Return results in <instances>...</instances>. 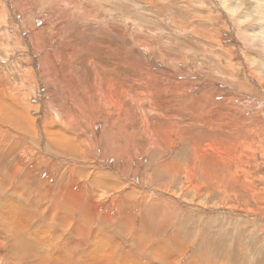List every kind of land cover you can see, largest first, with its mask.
Returning a JSON list of instances; mask_svg holds the SVG:
<instances>
[{
    "label": "rangeland",
    "instance_id": "rangeland-1",
    "mask_svg": "<svg viewBox=\"0 0 264 264\" xmlns=\"http://www.w3.org/2000/svg\"><path fill=\"white\" fill-rule=\"evenodd\" d=\"M0 21V103L37 146L0 140L26 159L0 169V219L37 257L264 264V0H0ZM60 127L84 153L52 159Z\"/></svg>",
    "mask_w": 264,
    "mask_h": 264
},
{
    "label": "bare ground",
    "instance_id": "bare-ground-1",
    "mask_svg": "<svg viewBox=\"0 0 264 264\" xmlns=\"http://www.w3.org/2000/svg\"><path fill=\"white\" fill-rule=\"evenodd\" d=\"M72 9L74 10L76 8H72ZM0 23H1V21H0ZM16 105L18 106V103H16ZM23 112H24L23 110L15 107V106H11L7 110L0 103V117H3L4 119H6L5 125H2L0 128V140L3 138H7V137H13L15 139L16 135H14L13 133H18L19 135H26L25 139L31 140V141H27V140L26 141L28 143L29 142L33 143L32 145H34V147H37L36 144L33 142V139H31L28 136V134L24 133V132H27L26 129L30 126L29 125L30 122H29V118H27L26 120L23 119V117L25 115V114H23ZM26 122L28 123V126H26V124H27ZM62 125H63V127L67 128V130H68V128L73 129L72 131L75 130V128H71L70 124L66 123V124H62ZM97 125H99V128H101V123H99V121L97 122ZM63 127L62 128L60 127V129H57V130L54 128L55 130H50V132L47 135L49 149L52 152H53V150H55L56 153H54V152L53 153L56 156H58L56 158H54V157L52 158L55 160H57L58 158H61V156L65 158V157L69 156V154L80 155V153L83 152L82 147L89 143V142L87 143L86 141L75 139V137H72L70 135V133H67V131H65L63 129ZM100 133H101V129L98 130V134H97L96 139H95L96 145L103 146L107 142L108 147L106 146L107 148L105 149L104 155L107 156L108 154H112V156H114L113 158H111L110 155H108V157H106L108 159V161H110V160L114 161V159L116 161H119L117 158H122V156L115 154L114 151L109 152V150H111V142L108 139L100 138ZM72 134H74V132ZM9 139H11V138H9ZM25 139L21 140V141L20 140L16 141L17 145H14L12 147L9 146L7 148V151L4 150V153H6V154L9 153L10 154L9 157H12L13 159L16 160V164L11 166L12 163L10 162L9 157L3 156L0 159V169H4L7 172L11 171V169L15 172H18L17 170L21 169L20 165L26 159H25V154H20V148L19 147L21 146V144H20V146L18 144H19V142L24 143ZM89 145H90V143H89ZM27 151H28V153L26 154L27 156H34V154L37 150L28 149ZM115 157H117V158H115ZM129 161H131V159H129ZM129 163L130 162L127 161L125 163V166H127ZM27 168H29V167L27 166ZM28 172H29V174H28V177L26 178L27 201L22 204L23 205L22 209H20L17 206V209L15 211L9 212L10 214L13 213L16 215V217L18 218L19 226L23 229H25L28 225H30V223L32 222L33 216H34L33 211L30 208H27L26 204L31 201L32 196H33V195H31V193L35 191V187L34 188H31V187H33L35 185L37 186V184H35V183H29L28 182L29 177L32 176L31 174H33L30 170ZM127 172L130 173V172H132V170L128 169ZM0 175H1V171H0ZM4 175H6L9 179L11 177V175L6 174V173ZM103 175H105V174H103ZM106 177H107V175H106ZM3 182L4 183L0 186V188H1L0 194H5L6 192H9V189L5 188L7 186V179H5ZM29 187L32 189V192L28 191ZM14 205H16V203ZM31 207L34 208V204ZM115 209L116 208L112 205L110 207V212H114ZM0 222H2V225H0V264H45V262H48V261L36 256L37 249H36V244L34 242L29 244L23 238L17 237L15 235L14 231L12 229H9L5 220L0 219ZM98 238H99L98 236L96 238L91 237L92 240L93 239L97 240ZM100 239L101 238H99L98 240H100ZM80 245H84V244L78 242V235H76L74 237V239H70L67 241L66 249L69 250L71 247H76V246H80ZM156 253H157V251L155 252V254ZM89 254H90L91 259L94 260L93 264H99V259L97 257L96 252L94 250H90ZM8 255L10 256V260L6 261L8 259ZM4 261H6V262L3 263ZM58 264H68V263L62 262V263H58Z\"/></svg>",
    "mask_w": 264,
    "mask_h": 264
}]
</instances>
